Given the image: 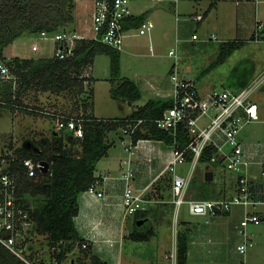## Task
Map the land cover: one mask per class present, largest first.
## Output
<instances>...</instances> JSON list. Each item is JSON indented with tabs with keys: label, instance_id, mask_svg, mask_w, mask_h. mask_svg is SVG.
<instances>
[{
	"label": "rangeland",
	"instance_id": "rangeland-1",
	"mask_svg": "<svg viewBox=\"0 0 264 264\" xmlns=\"http://www.w3.org/2000/svg\"><path fill=\"white\" fill-rule=\"evenodd\" d=\"M173 2L178 3L177 12L174 11L175 4ZM149 3L154 7L152 10L154 14H151V18L155 23V27L146 35L135 34L134 30L133 33L126 38L124 49L121 54V62L123 65L122 75L133 77L132 72L136 70L135 66L138 65L140 59H142L145 64L144 71L150 72L156 78H159L161 88L165 90L169 89L172 86L169 69L177 60L176 56L170 55L172 49L177 50L178 66L181 74L186 75L188 73V75L197 82V85L202 88L211 87L213 85L218 88H235L236 86L233 84H224L223 78L227 76H230L232 79L233 77H240L245 81L250 80L248 83L250 84L254 80L251 79L253 73H256L264 67L263 65L260 68L259 65L260 62L264 64V41L260 43L250 42L248 45L242 47V49L236 51L224 64L219 65L207 74L197 78V75H199V73L201 74L210 62L216 59L218 51L216 53L214 52L219 49L220 44L224 41L222 39L224 36L211 29L212 26L208 30L200 26L194 31L196 28V21L193 20L192 17H194L198 11L202 12L210 3V0H149ZM92 4V0H79L76 2V7L74 8L76 22L68 26V31H78L79 33L93 36V31L90 30L89 24ZM158 9H160L159 12H157ZM194 32H197V39L195 40L192 39V34ZM54 34L55 33H53L52 36ZM153 34L155 36H153ZM210 36H216L218 39H212L208 42L205 41ZM32 41H36L41 46V50L38 53L39 55H43L44 57H51L54 55V42L52 39L46 38L41 34H30L27 32L22 35V38L14 45V48L12 46L6 48L5 55L8 57L7 59H10L14 54H29V52H31ZM127 43L128 46L126 45ZM212 47H214L213 50ZM13 49L15 51H13ZM92 67V69L88 68L87 71L84 72V75L92 80L91 83L85 86L87 89L83 94H76L75 91H63L61 93L38 92L32 89L22 95L21 104L18 103L19 106L15 108L11 109L1 104L0 151L9 148L10 145H14V147L17 145L25 146V144L29 142L28 140L34 143L33 145H35V148H43L45 146L42 145L39 147V143H43L46 137V139L51 140L52 143L57 146L59 144L57 138L60 136L54 138L53 135L56 130V119L52 115H48L46 111H55L57 109L58 112H73L78 108L77 104L80 103L83 98L91 97V87L94 88L93 99L95 100L94 106L97 117L107 119L127 116L132 111L133 107L128 103L112 97L110 92L112 84L109 80L111 77L110 57L106 54L98 55ZM261 75H264V69H262V72L258 76ZM217 77L221 78L217 79L215 82L214 78ZM148 98L145 96L144 99L138 101V103L142 104L146 102ZM254 99L258 106L256 119L246 124L245 128L240 133V138L242 142L246 144L259 142L262 146L260 149L264 150V86L254 94ZM13 111L23 116L24 124L14 116ZM33 122L35 124H32ZM120 131L118 130V132L115 131L110 133V138L119 143L121 140L124 141V139H127L126 136H123L124 138L121 139L122 135H120V133H122V131ZM60 135L63 137V141H67L70 138L71 132L65 130ZM29 146L34 149L32 145ZM68 147L71 146H67V148ZM77 147H79V145L76 146V148ZM49 152L53 156L56 155L52 148ZM189 166L188 164L178 166L179 173L182 175L186 174ZM203 167L204 166L200 163L196 165L194 178L191 183L192 192L186 196V200L194 196V182L203 180ZM215 167L218 168L215 173L217 182L213 183L211 189L216 191L218 194L217 198H228L227 194L221 195L218 191L225 189L224 185H226V181L232 182L233 179H236L238 173L224 170L218 165ZM257 168L258 167L254 165L250 170L252 172L254 171L257 177L256 180H260V170ZM162 186H164L166 190H171V180H166L165 178L158 187L161 188ZM169 197L171 198L173 195L169 194ZM40 203L41 200L36 199L34 204L36 206ZM160 204L162 208L158 210L157 215L146 222V227H153L157 232L156 235H154L151 240L144 242L128 240L124 246L125 259H130L132 256L136 257L137 260H134V264H160V261L165 260L170 264L169 260L165 258V254L170 252L175 244L177 245L176 238L180 232L188 231L189 234H194L198 236L199 240L203 241L205 235L210 234L208 230H214V234L212 233L213 236L211 237L214 238L216 244L208 243V238H206L204 241L206 244L204 245V249L207 255H213L212 253H214L216 246H219L220 249L226 253L224 255H226L228 260L222 261V259L218 258V260L211 263L191 261L190 264L241 263L243 255L235 251L237 241L235 240V230L232 231L237 221L230 212L202 216L191 214L188 203L182 204L178 212L176 206L172 202H160ZM234 206L239 207V205ZM250 210L264 211V204L256 208L251 207ZM206 220L209 221L208 224L205 223ZM250 228H253L252 230L255 231L257 244L246 253V264H250L249 257L251 253V263L264 264V221L259 225L250 224ZM128 230L127 223L126 231ZM37 238L39 241L36 246L38 248L42 246L44 249H47L50 245L47 242L48 237L38 234ZM71 257L75 258L78 262L79 257H83V252L77 250ZM211 258H213V256H211ZM77 262L75 264H77ZM64 264H71V259L65 261Z\"/></svg>",
	"mask_w": 264,
	"mask_h": 264
},
{
	"label": "trees",
	"instance_id": "trees-1",
	"mask_svg": "<svg viewBox=\"0 0 264 264\" xmlns=\"http://www.w3.org/2000/svg\"><path fill=\"white\" fill-rule=\"evenodd\" d=\"M217 1L212 0L210 6H214ZM76 2L77 0H0V60L10 70V77L0 80V105L15 108L19 106L18 103L21 104L22 95L32 89L38 92L75 91L76 94H83L87 89L85 81L91 82L92 80L84 75V72L93 65L95 58L100 54H106L111 59L110 81L112 86L110 92L112 97L122 101L127 100L130 103L142 98L141 90L135 81L121 74V51L98 40H78L74 55L64 59L54 55L39 58L13 57L7 59L5 57V48L15 39L22 37L24 33L41 34L43 31L54 33L67 30L68 26L75 22ZM128 19L125 22L126 28H136L144 21V15L130 16ZM263 34L264 31L257 30L252 39L256 40L258 37L264 39ZM244 45L245 41L242 40L222 42L217 58L201 72V75L225 63L235 51ZM90 93L89 98L91 99L83 98L73 112H63L69 117L75 116L83 119L81 122L83 137H74L71 133L69 140L63 141L60 134L65 130L54 131V138L60 136L57 138L59 142L57 146L51 140L45 139L43 143H39V147L45 146L43 148H16L15 153L18 158L32 157L47 161L50 165V170L44 174L41 173L36 181L26 179L24 182V192H28L34 198V203L36 199L41 200L40 204L36 206L34 204L33 209L37 233L46 235L47 242L60 249L58 253L60 258H64L69 253L75 254L74 250L78 247L77 249L83 252V257H79L77 264H83L84 258L87 257L91 264H107L100 256L93 254L89 248H81L84 238L81 237L75 225V217L79 213V196L97 180L96 165L101 158L107 155L113 144L108 139L110 133L122 130L134 121L143 119V123L132 137L134 143L141 138H151L163 140L173 146L174 137L157 127L155 123L163 115L165 109L171 106L172 101L150 99L143 106L133 110L127 117L104 119L92 114L93 89ZM178 140L182 146L190 141L186 131L182 128L178 134ZM67 146L71 147L68 149ZM51 148L55 156L50 154ZM215 152L213 147H207L199 163L209 168L217 166L210 161ZM191 158L189 154L188 160ZM169 176L165 178L170 179L173 184V177L170 174ZM213 183L214 180L207 181L205 176L202 181H195L193 198L218 199L216 191L211 189ZM189 192H192V186ZM218 192L221 194V191ZM157 213L158 209L151 206L146 207L145 210H138L135 213L134 229L128 238L138 242L151 240L157 232L151 226L146 227V222ZM143 219L145 222L138 225L137 222ZM188 242L189 232H180L177 236V264H187ZM0 264L26 263L0 245Z\"/></svg>",
	"mask_w": 264,
	"mask_h": 264
},
{
	"label": "built area",
	"instance_id": "built-area-1",
	"mask_svg": "<svg viewBox=\"0 0 264 264\" xmlns=\"http://www.w3.org/2000/svg\"><path fill=\"white\" fill-rule=\"evenodd\" d=\"M92 13L89 24L93 36L78 31H59L53 33L41 32V35L54 42V56L64 59L74 55L78 40L93 39L101 41L113 48L122 50L126 38L133 33L146 35L155 27V23L146 19L136 28H126L125 19L133 15L131 0H92ZM197 39V34L193 35ZM34 51L39 45L32 46ZM171 55L175 50L170 51ZM10 77L8 66L0 60V80ZM173 82L172 104L165 109L163 115L155 123L157 127L174 137L172 157L166 171L173 177V203L177 212L184 203L189 204V210L194 215H209L229 212L234 205L245 208L244 217L238 227L241 241L236 250L246 255L255 241L249 231L250 224H259L264 220V212L252 211L251 207L264 204V159L259 161L260 181L251 179L250 169L253 162L244 153L240 133L246 124L255 121L257 103L254 94L264 86V75L252 83L240 88H216L203 92L191 78H182L177 71L171 74ZM91 83L85 81V86ZM56 119V130L70 131L74 137H83L82 118L69 117L63 112L46 111ZM143 123V119L134 121L122 129L123 136L130 140L128 148L137 145L141 140L133 142V135ZM186 131L190 141L182 146L178 140L180 129ZM207 147H213L216 152L210 161L224 170L238 173L236 177L237 190L229 198L197 199L190 197L189 188L193 171ZM16 148L0 151V245L10 251L16 258L26 264H64L73 253L60 258L59 248L49 245L47 249L37 247L38 233L33 217L34 198L24 192V182L37 180L43 171L42 160L32 157L18 158ZM189 154L192 156L188 160ZM190 164L186 175L179 174L178 166ZM133 175L130 168L124 175L127 187L124 193V214L134 215L138 210L146 209L147 200L133 193L130 182ZM89 193L102 196L95 184L87 190ZM219 211V212H217ZM78 248V247H77ZM75 249L77 251L78 249ZM82 249L89 248V242L81 243ZM170 264H177V245L165 255ZM244 264V263H242Z\"/></svg>",
	"mask_w": 264,
	"mask_h": 264
},
{
	"label": "crops",
	"instance_id": "crops-1",
	"mask_svg": "<svg viewBox=\"0 0 264 264\" xmlns=\"http://www.w3.org/2000/svg\"><path fill=\"white\" fill-rule=\"evenodd\" d=\"M78 1L79 0H77V2ZM158 1H163V0H158ZM177 2L176 3L173 2L175 4L174 5L175 12L178 11ZM211 2L212 0H210V3L204 10H202V12L198 11L194 15V17H192L193 20L196 21V28L194 29V31L197 30L200 26L206 28L207 30L212 26L211 29L217 31L220 35L224 36V38H222L224 40L223 42L233 41V40H242V41H245V45H248L250 42L260 43L261 41H264V39L259 38V37L256 38V40L252 39L253 35L255 34V31L257 30L261 32L264 31V0H218L214 6H210ZM153 8L154 7L152 4L149 3V0L148 1L147 0H132V3H131V9L133 13L132 16L144 15V20L146 19L152 20L151 14H154L153 13L154 11H152ZM159 11L160 9H158L157 12ZM90 15H89V19L91 17ZM127 20H129L128 17L125 19V22H127ZM75 22H76V18H75ZM90 30H92L91 26H90ZM194 34H197V32H194L192 36ZM153 36L155 35L153 34ZM21 38L22 37L15 39L9 46H12L14 48V45H16V43ZM212 39L213 40L218 39V37L210 36L205 41L208 42ZM34 44H38V43L36 41H32L31 52H29V54H26V55L14 54L10 58H13V57H20V58L44 57L43 55L38 54L41 50V46L39 44H38L39 45L38 51H34L32 49V46ZM126 45L128 46V43ZM213 49L214 47H212V50ZM240 49H242V47ZM5 50H4V55H5ZM122 50H121V54H122ZM174 50H175V54L172 56H176L177 60L169 69L170 79H171V74L174 71H177L179 76L182 78H191V76L188 75V73L186 75L181 74L180 68L178 66L179 61H178V56H177V50L176 49ZM13 51L15 50L13 49ZM216 52L219 54V49L216 50L214 53ZM5 57L8 58L6 55ZM94 63H95V60H94ZM259 65L261 68L264 64H261L260 62ZM122 66L123 65L121 62V73H122ZM89 68L92 69L93 67L90 66ZM135 68L136 70L132 72L133 77L125 76V75H122V76L128 77L135 81V83L138 85L142 93V98L140 100H143L144 97L146 96L147 98L149 97L148 99H146L147 101L150 99H156V100H162V101H167V100L172 101L173 82H172V86L169 89L165 90L161 88L160 83H159V78H156L150 72L144 71L145 64L142 61V59H140V62L138 63V65L135 66ZM262 69H264V67L258 70L256 73L254 72L253 77L251 79L255 80L256 78L260 77L258 75H260V73L262 72ZM200 76L201 74L199 73V75H197V78H200ZM219 78L221 77L214 78V81L216 82V80ZM223 80H224L225 85L233 84L236 86L235 88L222 87V88H230V89H240L248 85L250 81V80L245 81L241 79L240 77L238 78L233 77L232 79L230 76L224 77ZM198 87L203 92H207L209 90L218 88L214 85L211 87H204V88L200 86ZM92 89L94 93V88L92 87ZM93 101L95 102L94 99ZM138 101L130 103L129 101L126 100L122 102L128 103L130 106H132L133 107L132 111H133L137 109L138 107L143 106L144 104L147 103L146 101L142 104H139ZM92 108H93L92 114L96 116L94 103H93ZM132 111L127 116H129L132 113ZM13 113H14V116L17 119H19L21 122H23L24 124L23 116L19 115V113L16 111L15 112L13 111ZM257 113H258V106H257ZM116 118H119V117H116ZM107 119H110V118H107ZM32 124H35V123L33 122ZM120 135H122L121 139H123L124 138L123 134L120 133ZM108 139L111 142L113 141L115 142H113L107 155L98 161L96 165V170H95V175L97 177V180L95 182V187L98 191H102L103 195L102 196L94 195V194L89 193L88 191L82 192L80 194L79 199H78L79 213L75 217V225L81 237L84 238L85 241L89 242L90 251L93 254L100 256L102 260L107 262V264H134V260H137L136 257L132 256L130 259H125V252H124V246L126 242L128 240H131L130 238H128V235L133 231L134 223L136 220L135 214L128 215V216H125L124 214L123 201H124L125 189L127 187V180L124 177V175L130 168L133 170V175L128 181L130 182L133 193L147 200L146 207L151 206L152 208H155V209L157 208L159 210V208H162L161 207L162 205L160 204V202H172L173 203V197L171 198L169 197V194L173 195V190L172 189L166 190L164 186H162L161 188L158 187L159 184L163 182L165 177L169 176V173L166 171V168L172 157V145L167 144L163 140H157V139H151V138H141V140L137 143V145L132 146L131 148L130 147L128 148L130 144V140L128 138L124 139V141L121 140L120 143L110 138V136L108 137ZM28 141L29 142H27L25 146L17 145L14 147V145H10L9 148L13 147V148L32 149L29 145H32L33 147H35V145H33L34 143L31 140H28ZM242 144H243L245 156L253 162L252 166L256 165L259 168V164H258L259 161L264 159V150L260 149L262 147L261 143L255 142V143L246 144L242 142ZM187 164L190 165L189 163ZM190 168L191 167L189 166L187 173L190 171ZM209 169L213 170L214 183L217 182V180L215 179V173L218 168L215 166H212V168H209ZM206 170H207V167L204 166L203 167L204 176H205ZM194 171H193L192 181L194 178ZM250 174H251V179L254 182L260 181V180H256L257 177L254 174V171L253 172L251 171ZM259 176H260V172H259ZM224 186H225L224 187L225 189L221 190V195L227 194L228 198L231 197L233 194H235L237 190L236 179H233L232 182L226 181V185ZM221 198H224V197H221ZM229 212L232 215H234L237 221L236 222L237 224L235 223L234 229H232V231L235 230V240L237 241V244H238L241 241V237L238 232V227L240 225L241 220L244 217L245 208L241 205H239V207L234 206L231 208ZM212 215H216V214H212ZM152 218H154V216ZM127 223H128V228H129L128 231H126ZM205 223L208 224L209 221L206 220ZM259 224H256V225H259ZM252 229L249 226V231L252 235L251 237L257 244L256 238H255V231ZM208 231L210 234L205 235L203 241L199 240L198 236L194 234H189L187 264H190L191 261L199 262V263H207V262L211 263V262L218 260V258L222 259V261L228 260L226 255H224L226 253L223 252L219 246H216L214 253H212L213 255L211 254L207 255L204 249V245H206L204 242L205 239L208 238V243L216 244L214 238L211 237L214 234L213 233L214 230L213 231L208 230ZM211 256H213V258H211ZM249 258H250V264H254L253 262L251 263L252 253L250 254ZM70 259H71V264H75L77 262L76 259L73 257H71ZM164 263L168 264L166 260L160 261V264H164ZM242 263L246 264V255L245 256L243 255V258L240 264ZM83 264H91L88 257L84 258Z\"/></svg>",
	"mask_w": 264,
	"mask_h": 264
},
{
	"label": "water",
	"instance_id": "water-1",
	"mask_svg": "<svg viewBox=\"0 0 264 264\" xmlns=\"http://www.w3.org/2000/svg\"><path fill=\"white\" fill-rule=\"evenodd\" d=\"M42 164L44 165L43 171H47L48 170V167H49V163L47 161H42ZM205 179L207 181H212L214 179L213 170L209 169V167H207V170L205 172ZM217 212H219V211H217ZM143 223H144V220L138 221V225H141Z\"/></svg>",
	"mask_w": 264,
	"mask_h": 264
}]
</instances>
